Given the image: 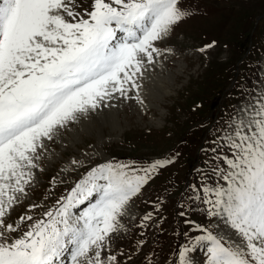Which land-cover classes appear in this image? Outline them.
Returning a JSON list of instances; mask_svg holds the SVG:
<instances>
[{
    "label": "snow or ice",
    "instance_id": "1",
    "mask_svg": "<svg viewBox=\"0 0 264 264\" xmlns=\"http://www.w3.org/2000/svg\"><path fill=\"white\" fill-rule=\"evenodd\" d=\"M191 15L183 0H0V264H131L117 245L130 232L124 218L179 153L72 158L62 171H85L50 207L32 203L15 220L12 212L30 198L62 130L116 99L144 103L145 71L171 51L161 45ZM236 98L175 205L187 230L176 233L185 241L166 264H264V79ZM165 202L157 197L138 227L162 225ZM144 246L139 239L135 250Z\"/></svg>",
    "mask_w": 264,
    "mask_h": 264
},
{
    "label": "rangeland",
    "instance_id": "2",
    "mask_svg": "<svg viewBox=\"0 0 264 264\" xmlns=\"http://www.w3.org/2000/svg\"><path fill=\"white\" fill-rule=\"evenodd\" d=\"M183 6L189 7L192 15L161 45L171 51H165L145 71L139 93L144 103L135 98L116 99L111 107L89 113L62 130L56 142L48 145L58 163L52 166L42 161L43 171L36 172L30 198L16 206L13 220L25 214L32 203L50 207L71 187L85 169L66 171L69 186L55 187L53 192V186L64 181L59 171L64 166L68 169L72 158L92 164L110 158L143 162L179 153L176 162L162 170L132 202L131 215L124 218L130 232L118 239L117 245L132 255L131 264H166L173 250L185 241L183 235L176 234L187 229L175 205L185 185L194 181V169L202 166L201 148L211 139L210 130L216 122L231 105L239 103L236 97L241 86L251 87L264 79V0H183ZM213 42V48L199 51ZM53 177L56 185L51 184ZM165 189L173 194L169 196ZM157 197L166 198L164 222L140 229L141 217L153 210ZM193 218L202 219L198 215ZM139 239L145 246L136 251ZM195 256L202 258L199 251Z\"/></svg>",
    "mask_w": 264,
    "mask_h": 264
},
{
    "label": "bare ground",
    "instance_id": "3",
    "mask_svg": "<svg viewBox=\"0 0 264 264\" xmlns=\"http://www.w3.org/2000/svg\"><path fill=\"white\" fill-rule=\"evenodd\" d=\"M151 67V66H150ZM177 72H179L178 70H177ZM159 80H163V79H159ZM153 81V80H152ZM155 82H157V81H155ZM153 83H154V81H153ZM158 82H157V86H158ZM146 87H148V86H146ZM151 87V86H150ZM152 87H153V85H152ZM159 87V86H158ZM167 88V87H166ZM146 89V88H145ZM152 90V89H151ZM161 90V89H160ZM164 90V89H163ZM143 91V90H142ZM146 92H148V91H146ZM152 92V91H151ZM155 92V91H154ZM165 92V91H164ZM160 93H161V91H160ZM167 93V90H166V92L162 95V96H164L165 94ZM134 95V94H133ZM145 95V94H144ZM147 97H149V96H147ZM143 98V97H142ZM146 98V97H145ZM149 99V98H148ZM156 99H157V97H156ZM124 100V99H123ZM125 101V100H124ZM146 101V100H145ZM127 102H128V100H127ZM126 103V102H125ZM134 105V104H133ZM132 110H134V109H132ZM134 112V111H133ZM47 161H48V165H52V166H54L56 163H58V160H57V157H56V154H51L50 156H48V158L46 159ZM67 161V160H66ZM48 169V168H47ZM46 169V170H47ZM168 170V169H167ZM40 172V171H39ZM37 175V174H36ZM37 181V180H36ZM31 193V192H30ZM130 215H131V212H130V210H129V217H130ZM129 217H127V218H129Z\"/></svg>",
    "mask_w": 264,
    "mask_h": 264
}]
</instances>
